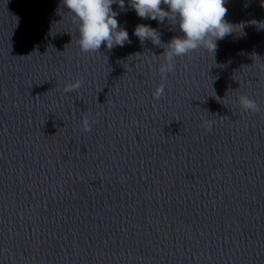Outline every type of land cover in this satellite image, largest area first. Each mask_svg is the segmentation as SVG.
<instances>
[{
	"label": "water",
	"instance_id": "1",
	"mask_svg": "<svg viewBox=\"0 0 264 264\" xmlns=\"http://www.w3.org/2000/svg\"><path fill=\"white\" fill-rule=\"evenodd\" d=\"M225 6L162 75L178 22L114 3L131 43L83 52L63 0H0V264H264V0Z\"/></svg>",
	"mask_w": 264,
	"mask_h": 264
},
{
	"label": "clouds",
	"instance_id": "2",
	"mask_svg": "<svg viewBox=\"0 0 264 264\" xmlns=\"http://www.w3.org/2000/svg\"><path fill=\"white\" fill-rule=\"evenodd\" d=\"M227 0H129L130 6L142 19L156 20L163 23L178 22L183 37H173L166 45L163 55L166 63L160 67L162 75L172 71L175 57L184 56L201 47L213 55L217 49V40L224 39L234 31V26L225 20L228 8ZM117 3L121 9L125 0H63V4L72 14L73 22L79 32L78 44L83 52L99 51L101 45L108 49L114 46L130 44L129 33L119 26L116 19L118 13L112 5ZM165 5L167 10L161 7ZM133 35L141 44L150 40L154 45H161L160 33L146 24L136 25ZM264 70V66H262ZM82 81L77 80L67 85L66 92L78 90ZM164 93V86H159L154 92V98L159 99ZM239 103L246 111H259L256 102L248 96H240ZM84 131H91L85 118Z\"/></svg>",
	"mask_w": 264,
	"mask_h": 264
}]
</instances>
